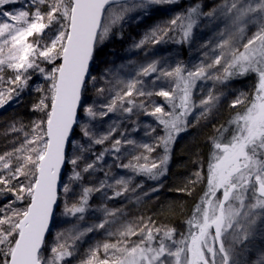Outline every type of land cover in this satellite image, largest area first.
I'll return each instance as SVG.
<instances>
[{"label": "snow or ice", "instance_id": "snow-or-ice-1", "mask_svg": "<svg viewBox=\"0 0 264 264\" xmlns=\"http://www.w3.org/2000/svg\"><path fill=\"white\" fill-rule=\"evenodd\" d=\"M17 2L0 0V9ZM177 2L27 0L19 9L0 11V108L18 98L34 74L48 84L47 88L36 85L34 89L41 96L33 110L43 113V118L32 122L19 146L0 154V198L9 194L13 197L0 205V264H66L76 254L78 242L99 229L116 237L115 242L90 246L80 264H248L237 245L257 234L264 239V0H223L207 12L201 3H195L133 44L143 49L147 44L166 42L169 33L176 32L178 43L191 45L201 19L209 24L223 21V28L216 33L218 39L198 63L189 66L176 61L172 66L153 59L130 74H125L127 65H113L100 77L104 82L100 87L90 72L97 47L130 18L129 13L139 10L146 14L151 5ZM250 29L254 31L248 35ZM42 65L52 67L48 70ZM5 72L11 75L5 77ZM152 74H156L154 79L146 84L143 78ZM250 74L256 77L250 97L238 91L229 105L233 109L244 106V111L216 128V135L209 138L212 151L206 191L179 239L175 238V228L158 227L151 218L130 221L122 209L103 205L98 209L103 214L101 222L86 227L77 223L58 232L50 255H44L45 234L54 221L60 198L58 186L66 198L63 215L77 221H84L93 193H102L108 200L140 187H131V177L115 178L111 174L113 165L105 170L100 164L106 154L119 160L122 140L112 139L117 122L101 133L93 121L116 112L155 117L163 135L156 138L155 145L145 143L139 147L147 153L160 147L163 155L150 159L141 153L127 164H115L155 180L166 171L177 136L193 126L188 117L198 109L195 123L209 120L225 97L217 86L227 87L232 80ZM158 81L165 85L158 87ZM198 81H211L212 87L196 101L193 94ZM90 84L103 102L83 103ZM154 96L163 97L169 110L156 104ZM80 108L88 123L78 121ZM74 125L80 128L83 143L73 139ZM10 130L22 131L23 126L18 129L12 124ZM108 141L110 147L93 152L95 145ZM123 143L136 142L125 137ZM88 154L95 158L89 160ZM67 166L71 170L64 181L62 169ZM97 171L104 172V179L85 186V174L94 176ZM195 176L193 184L201 179L199 172ZM110 179L114 182L109 183ZM107 189L113 190V197L108 196ZM73 196L76 198L69 203L68 198ZM117 224L119 227L113 231L106 229V225L111 228ZM251 264H264V251Z\"/></svg>", "mask_w": 264, "mask_h": 264}, {"label": "trees", "instance_id": "trees-1", "mask_svg": "<svg viewBox=\"0 0 264 264\" xmlns=\"http://www.w3.org/2000/svg\"><path fill=\"white\" fill-rule=\"evenodd\" d=\"M187 1L188 0H178V3L186 4ZM140 15L141 13L137 15L134 21L130 24H128L129 21L127 20L122 25H118L107 41L97 47L91 67V75L97 77V87L104 86V82L100 80V77L104 74L105 69L112 67L113 65H120L123 58V52L127 50L129 44L131 45L135 41L138 42L134 37L143 23ZM169 37L170 38L167 40L168 43L166 44L167 49L163 51L160 59L155 55L156 60L167 61V64L172 66L175 61H182L186 65H189L193 63L194 60L203 56V50L201 47L197 46V44H193L191 47L188 46L187 43H178L177 41L180 40V36L176 32H172ZM144 59L149 62L153 60V57L149 54ZM57 63H59V61ZM42 66L47 67L48 65ZM128 71H133V68H126L125 74H127ZM36 75L37 74H34L33 76ZM154 75L152 74L151 76L144 78L146 84H149L151 80L154 79ZM251 76L255 77L254 74H251ZM250 95L251 94H249V97ZM93 101H96L97 104H99L103 102V98L96 96V89L90 84L87 98L83 100V103L85 105H90ZM35 116L37 118H35ZM41 118H43V113L34 111L33 109L30 110V100L27 98H23L19 102L8 105L2 109L0 111V154L5 151V149L8 148L16 138V140L19 138L18 132L16 133L10 130L12 124H15L18 129L21 126L31 129L32 122ZM80 118L88 123V118L84 113ZM113 121L117 122L118 128L113 134L112 139L119 138L124 141L125 137L127 138L129 135H139L141 130L144 129L141 128L143 124L138 120V113L131 115L120 112L110 113L106 117L97 118L93 123L96 125V130L102 133L108 129V126ZM217 126L218 125H216V127ZM121 132L124 133V136L120 135ZM81 142H84L83 138ZM110 144L111 141H108L103 145H95L93 152L99 153L105 148L110 147ZM123 144L124 143L122 142V146ZM211 149L212 143L210 144L208 141L204 142L200 139L194 142L185 140L178 141L177 143L174 142L171 146L169 154L170 158L166 165V171L158 179H155L156 187L153 186L154 179H150L143 174H137L143 179V181L148 183L150 188L147 194L144 196L141 194V197L137 199V206L134 208L135 212L132 214L130 221H138L140 218H143L144 220L151 218L157 226L163 225L167 227L171 223L174 225L178 224L181 218L184 217L185 213L191 215L194 206L203 196L202 194L205 189L204 183L196 182L193 184L191 181L197 179L195 173L199 172L201 177L206 173ZM128 151V148L121 149V153L118 154L120 157L119 160H116L113 155L106 154L104 160L101 161L100 164L103 165L105 170H108V165H113L111 168V174L115 178H120L122 174L127 173L126 169L123 167H115V164L129 162L130 159L126 156ZM88 158L89 160H92L95 157L88 154ZM70 170L71 166H67V173ZM128 176L131 177V182L136 186L138 180L129 173ZM102 179H104L103 171H97L94 176L85 174L83 184L85 186H91ZM161 181H165V191L162 195L155 196V191ZM113 182L114 181L110 179V183ZM79 191L80 189L77 188V196L79 195ZM12 198L13 197L10 194L6 197L0 198V205L7 203ZM65 199L64 194L61 195L58 213L60 212L63 214ZM73 199L75 198H68L69 203H71ZM89 203L91 204L90 210L88 211L89 213H85L84 221H77L74 217H66L63 215L65 223L67 224L69 222L71 225L78 223L81 227H86L101 222L100 217L103 214L98 209L105 204V199L102 193H93L90 197ZM66 229L68 228L65 225L53 235L50 234L47 238L45 247L52 237L56 238L58 232L65 231ZM96 234L100 233H97L96 231L89 233L84 237L82 242H78L76 254L69 258L66 261V264H80V261L85 257L87 249L93 245L90 240L93 239ZM104 239L107 241L106 235ZM45 256L47 257V254Z\"/></svg>", "mask_w": 264, "mask_h": 264}, {"label": "rangeland", "instance_id": "rangeland-1", "mask_svg": "<svg viewBox=\"0 0 264 264\" xmlns=\"http://www.w3.org/2000/svg\"><path fill=\"white\" fill-rule=\"evenodd\" d=\"M26 2H27V0H18L17 3L4 5L2 7V9H0V11H3V10L12 11L15 9H19V8L23 7ZM222 2H223V0H188L186 2V4H179L177 2L174 4L151 5V6H149L146 14H142L139 10H137V11L129 13L130 18L127 20L129 21L128 24H130L132 21H134L136 16L141 13L140 17H141V20L143 21V23H142L141 27L138 29L136 36L134 37V39H137L139 41L143 38V36L146 32L153 29L156 25L164 24L165 22L170 21L176 14L184 12L189 6H191L195 3H201L203 5V11L207 12L212 7L218 5ZM0 19H2V17H0ZM223 26H224L223 21H217L215 24H209L206 19H201L199 22V26L194 29V42L191 45L188 44V46L192 47L193 44H197V46L201 47V45H203V44H208V46H209L208 48H202V47L201 48L203 50V54L206 51H210V48L214 45V43L218 39V37L216 35L217 31L219 29L223 28ZM116 28H114V29H116ZM114 29H113V31H114ZM252 31H254V29H250L248 32V35H251ZM171 33L172 32H170L169 35ZM167 40H168V38H166V42H163L160 44H147V45H145V47L143 49H137V48L133 47V44L136 43V41L133 42L131 45L129 44L127 50L123 52V58L121 60L120 65L124 64V65H127L128 69H130V68L135 69L140 64L147 62V60L144 58L147 57L149 54L153 57V59H155V55L157 56L158 59H160L163 51L165 49H167L166 48V44L168 43ZM106 41L107 40H105L104 42H106ZM201 58H203V56L194 60L193 63H198ZM175 62L173 63V66L175 65ZM193 63H191V64H193ZM191 64H189V66ZM51 67H52V65H48L45 68L50 70ZM130 73H132V71H128L127 74H130ZM9 75H11L10 72H5V77H7ZM154 77H155V75H154ZM255 83H256V77H253L250 74L246 77H241V78H237V79L232 80L228 84L227 87L218 85L217 89L219 91H223L225 93V97L222 98L220 104L214 110L210 119L207 121L201 120L199 123H195V116L199 111L197 109L196 111L193 112V114L191 116L188 117L190 124H192L193 126L189 127L187 131L180 133L174 142L177 143L178 141H182V140L194 142V141L200 139L201 141H204V142L208 141L211 144V141L209 138L216 135L215 129L221 125H227L228 121L237 112H243L244 111V106H238L235 109L229 107L231 101L235 98V94L238 91H244V92L251 94ZM36 85H44L45 88H47V86H48L47 82L39 74H37L36 76H32V79L28 82V87L20 94V96L18 98H14L12 101H9V103L4 105L3 108H0V111L2 109H4L5 107H7L8 105L19 102L23 98H27L30 100V110H32L33 104L36 103L41 96V93L34 91ZM157 85H160V86L165 85V82L164 81H158ZM211 87H212L211 81H207V82H199L198 81L197 82V89L194 90L193 99L198 101L199 98L201 97V95L205 94L207 92V90ZM200 88L204 89V93L200 92ZM152 99L156 102V104L164 106L166 111L169 110L163 97L154 96V97H152ZM149 110H151V109H149ZM83 113H84L83 108H81L80 116H82ZM230 116H231V118H230ZM35 118H37V117L35 116ZM138 120L141 124H143L141 128H144V129L141 130L139 135H137V134L136 135H129L127 137V139L134 140L136 142L135 145H128V144L124 143L122 148H121L122 150L125 148H128L129 151L126 154L128 159H130V161H131L132 160L131 158L134 155L138 156L141 153L148 155L150 157V159H156L159 156L163 155V149L160 147H157L155 149V151L152 153H147V152H145V150L142 147H139L140 145L145 144V143L150 144V145H155L157 143L156 138L158 136L163 135L162 126H160L158 124L155 117L150 116V115H145L143 113H138ZM79 122L81 124L87 123L82 118H79ZM216 125H218V126L216 127ZM152 129H155V131L153 132ZM30 130L31 129H29V128L23 127L22 131H17L18 135H19L18 140H16L17 139L16 138L14 140V142L8 148L5 149V151H10L14 146H19V144L24 139V132H30ZM226 136H227V134H226ZM73 139L76 141H80V142L82 141V134H81L79 126H77V129L73 135ZM5 151H3V152H5ZM211 151H212V149H211ZM127 163H129V162H127ZM127 163H124V164H127ZM126 172L127 173L122 174L121 177L127 179V178H129L128 173L131 174L133 177H135L138 180L139 184L136 183V185H140V187H136L134 192L129 191V192L125 193L123 196L114 197L112 199L105 200L104 205H106L110 209H122L123 210V216L125 218H127L128 220H130L132 214L135 212L134 208L137 206V199H139L141 197V194L143 196L145 194H147L150 186L148 185V183L143 181V179L140 176H138L137 173H134L131 169H126ZM68 173L66 171L65 176H64V181H67ZM202 176L203 177H201V179L198 182L204 183V186H205L204 192H205L206 187H207V184H206L207 170H206V173L203 174ZM140 181H141V183H140ZM109 183H110V180H109ZM153 186L156 187L155 180H153ZM131 187H135L134 183H132V182H131ZM165 187H166L165 181H161V183L159 184L158 188L155 191L156 192L155 196L162 195L163 192L165 191ZM107 191H108L109 197L114 196V192L112 189H107ZM61 195H63L62 191H61ZM61 195H60V197H61ZM73 198H76V197L73 196ZM58 211H59V209H58ZM58 211H57V214L55 217V222H54V226H53V230L51 232V235L56 233L59 229H62V227L65 225L68 229H71L73 227V225L76 224V223H74L71 225L69 222L66 224L64 221L63 214L60 212L58 213ZM87 213H89V212H87ZM190 216L191 215H189V213H185L184 217L181 218V220L179 221L178 224L174 225L171 223L169 226H167L169 228H175L176 229V233H177V235L175 237L176 239H179L180 233L186 232L187 225L185 222ZM100 219L101 220L103 219V215L100 217ZM115 227H119V225L117 224L111 228L106 225V229L108 231H113ZM158 227H161V226H158ZM96 232L100 233V234L94 235L93 239L90 240V242L93 245L98 243V242H105V239H104L105 235H106L107 242H115V240H116V237L108 236L105 229H99ZM132 239L136 240L137 238L132 237ZM54 243H55V238L52 237L50 242L47 243V246L45 247V255L46 254H47V256L50 255V248ZM45 245H46V243H45ZM245 246L247 247L246 251H244ZM84 248H85V245H84ZM237 251L242 253V259L244 261L248 262V264H251V262L255 261L259 257L260 252L264 251V239H262L261 236L259 234H257L254 238H250L248 241H245L244 244L237 245Z\"/></svg>", "mask_w": 264, "mask_h": 264}, {"label": "water", "instance_id": "water-1", "mask_svg": "<svg viewBox=\"0 0 264 264\" xmlns=\"http://www.w3.org/2000/svg\"><path fill=\"white\" fill-rule=\"evenodd\" d=\"M91 67H92V63L90 64V72H91ZM80 112H81V108L78 109V112H77V118H78V121H79V118H80ZM77 129V125H74L73 126V132L75 133ZM67 171V167H65L64 169H62V179L64 180V176H65V173ZM61 191H62V188L60 186H58V193H59V196L61 195ZM59 206H60V198L58 200V207L55 209V216H54V221L53 222H50V225H49V231L45 234V243L47 241V238L48 236L51 234L52 230H53V226H54V222H55V217H56V214H57V211L59 209Z\"/></svg>", "mask_w": 264, "mask_h": 264}]
</instances>
